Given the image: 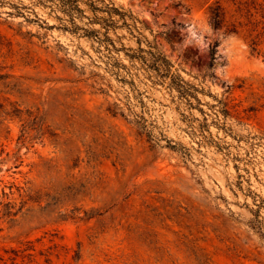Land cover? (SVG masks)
<instances>
[{
    "label": "rangeland",
    "instance_id": "rangeland-1",
    "mask_svg": "<svg viewBox=\"0 0 264 264\" xmlns=\"http://www.w3.org/2000/svg\"><path fill=\"white\" fill-rule=\"evenodd\" d=\"M0 264H264V0H0Z\"/></svg>",
    "mask_w": 264,
    "mask_h": 264
},
{
    "label": "trees",
    "instance_id": "trees-1",
    "mask_svg": "<svg viewBox=\"0 0 264 264\" xmlns=\"http://www.w3.org/2000/svg\"><path fill=\"white\" fill-rule=\"evenodd\" d=\"M213 19L216 24H219L222 21V14L220 6H216L213 10ZM141 58L144 60V63L147 64L148 69H153L155 76L161 82H168L171 87L177 88V90L182 94V96H192V91L185 89L186 83L180 76L172 70L171 62L166 59L162 53L151 49L140 48ZM135 57V56H131Z\"/></svg>",
    "mask_w": 264,
    "mask_h": 264
}]
</instances>
